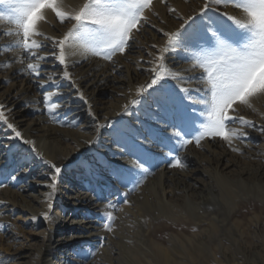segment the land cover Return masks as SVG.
I'll return each mask as SVG.
<instances>
[{
  "label": "bare ground",
  "instance_id": "6f19581e",
  "mask_svg": "<svg viewBox=\"0 0 264 264\" xmlns=\"http://www.w3.org/2000/svg\"><path fill=\"white\" fill-rule=\"evenodd\" d=\"M69 2L77 3L79 0H69ZM193 4L195 5L194 0L187 2L166 0L165 5L158 0L154 2L157 15H151L150 19L158 28L164 29L168 26L169 30H174L178 27V22H175V17L168 12V7L176 8L181 15H190V6ZM1 9L5 10L3 6H0ZM226 11L234 10L229 8ZM0 30L7 32L14 31V28L0 21ZM42 31L55 37L57 34H62L64 29L59 26L57 20L49 18L48 25L44 24ZM150 31L151 34L142 33L141 36H135L137 43L134 42V46L132 45L127 51L125 55H129L127 59L131 55L140 56L144 60V65L151 59L143 54L155 50L144 46L152 42L151 40L157 45L162 44L163 40L160 32L155 29ZM14 40V37L8 36L0 38V67L7 61H13L11 67L0 70V103L12 109L11 117L18 130L25 138L36 143L38 150L48 161L55 163L62 158L73 156L65 145L68 139L80 149L81 153L89 147L91 151L92 143L106 148L107 151L98 156L104 166H107L105 162L111 160L113 152L118 151L113 143L115 139L113 129L124 131L131 127H140V121L151 123L147 115L151 111L149 104L138 107L129 105L131 114L123 113V106L128 104L130 99L135 98V89L138 86L149 82L150 74H145L146 71L140 73L138 71L140 66L135 67L121 56L118 57L120 67L106 64L107 62L100 58L79 60L71 66L76 74L78 87L88 99L92 112L99 116L98 123L111 124V127L102 128L99 134L93 126L88 127L83 110L89 107L80 100L73 109L70 117L72 120L64 119L61 109L58 119L74 125L84 120L81 127L76 126L75 131L55 128L52 122L42 115L44 109L40 93L35 89L36 83L30 76L17 74L24 65L14 62L15 52L5 54L2 51L5 46L14 44ZM184 55L182 51L169 54L167 58L169 68L181 70L188 67L183 62ZM46 67L50 68L51 65L47 64ZM55 74L48 72L44 75ZM167 83L171 84L172 81ZM96 106L100 108L95 109ZM255 106L260 112H264V100L257 101ZM240 114L254 121L257 127L264 125V120L249 109L241 108ZM83 130H87L88 135L84 134ZM245 131L248 133V142H235V146L240 148L239 155L226 150L224 141L219 138L211 141L207 139L201 149L194 145L189 147L187 155L183 158H188L190 167L183 170L170 167L163 153L153 148L152 151L158 156L152 168L155 176L149 177L152 179L141 189V195L131 201L133 207L124 208L120 214L122 216L125 212V215L131 216V220L124 218L119 220L122 225L128 224L129 221L133 223L135 220L134 223L137 222L136 224L140 226L139 228L135 226L137 231L134 235L128 233L125 240H116L120 251L117 255L111 253L109 249L110 240L106 246L97 245L100 242L95 240L103 239L104 233L98 232L94 226H97L95 221L89 220L95 214L97 204H92L89 199L80 200L81 194L70 189V179L63 181L65 183L62 185L67 187H61L60 192L59 184L62 179L59 177L58 191L53 200L48 201L47 194L50 191L47 187L50 183L48 179L42 176L39 179L40 177L37 178L35 173L30 175L36 178L35 180L33 178L32 182L29 181V184L26 182L22 191L11 190L7 191V194L15 208H21V212L32 216L33 220L30 221L44 223L47 231L37 243L20 245L14 250L18 246L16 242L21 237L16 238L11 245L14 250L11 264H85L86 256L94 249L102 250L110 264H196L199 259H211L213 264H250V261L257 258L263 261L262 252L252 251L255 239L262 240L260 236L264 235V223L261 222L262 209L256 207L250 200L264 204V134L254 129H245ZM93 134L96 136H92ZM86 141L91 143H85ZM5 147L0 148V184L3 175H9L11 168H24L29 173H33L38 169L39 164L42 165L41 160L26 151L27 146H24V152L15 154H10ZM9 166L11 168L8 170ZM84 167L88 173H92V165L88 164ZM74 186H77V183H74ZM62 191L66 192L62 193ZM244 202L251 206L248 209L256 212L252 216L248 212V223L256 226L250 237L241 228L242 222L246 220ZM45 212L49 213L50 220L44 219ZM162 220L179 222L182 227L189 226L192 222L194 225L192 227L197 232L188 237L173 233L167 243L159 242L156 234L158 222ZM19 221L24 226H28L27 221H22L21 217ZM258 229L263 230L260 232ZM22 234V232L18 233V235ZM1 240L0 237V242ZM122 254L125 257L124 261L121 259ZM241 259L244 260L243 263L240 262Z\"/></svg>",
  "mask_w": 264,
  "mask_h": 264
},
{
  "label": "snow or ice",
  "instance_id": "6c2138e0",
  "mask_svg": "<svg viewBox=\"0 0 264 264\" xmlns=\"http://www.w3.org/2000/svg\"><path fill=\"white\" fill-rule=\"evenodd\" d=\"M159 3L166 5V0ZM0 6L5 9L0 11V21L6 20L14 28V31L0 30V38H15L14 44L2 49L3 53L15 52L14 62L24 65L17 74L30 76L42 90L43 109L51 121L68 127L73 124L58 119L64 103L56 99L63 94L57 81H66L75 89V95L88 105V114L95 121L91 105L70 67L79 60L112 61L118 54L124 55L135 35L151 23L150 16L157 15L154 0H79L77 3L0 0ZM229 8L234 11H226ZM167 10L175 14L178 27L157 29L163 43L152 44L155 51L147 53L151 57L146 61L150 66L145 69L150 74L149 82L138 86L135 98L123 106V113L131 114L129 105L149 104L151 111L147 115L151 123L140 121L138 128L113 129V143L118 151L105 162L108 175L124 189L120 195L125 204L130 203V194L140 191L148 178L155 175L152 168L158 156L153 148L163 153L170 167L184 169L187 164L180 152L190 144L202 148L205 139L219 138L239 153L235 142L246 143L245 129L264 134V125L257 127L254 121L240 114L241 108H246L264 120V112L255 106L257 101L264 100V0H202L198 11L190 15H181L173 7ZM49 18L57 20L64 29L60 36H49L42 31ZM41 40L48 41L52 51ZM181 51L188 67L169 68V54ZM12 63L5 62L0 70L11 67ZM46 64L51 67H45ZM48 72L59 75H44ZM11 112L12 109L0 103V130L6 131L8 151L24 152L27 146L28 153L49 165L53 172L47 185L50 189L47 198L51 201L58 191L57 181L63 169L44 160L36 143L18 130ZM93 127L99 134L111 124L94 123ZM3 146L4 142L0 141V147ZM121 160L127 166L119 163ZM23 171L24 168L13 169L9 179L15 182ZM116 209L111 198L105 201L103 228L108 232L113 231L115 216L111 210ZM43 217L51 219L48 212Z\"/></svg>",
  "mask_w": 264,
  "mask_h": 264
},
{
  "label": "rangeland",
  "instance_id": "374dc122",
  "mask_svg": "<svg viewBox=\"0 0 264 264\" xmlns=\"http://www.w3.org/2000/svg\"><path fill=\"white\" fill-rule=\"evenodd\" d=\"M156 1H158V0H154V2H156ZM194 2H195V5L193 4L190 6L191 7L190 14H193L194 11H198L199 7L202 5V0H194ZM0 11H4V10L1 9ZM170 14L173 17H175V14H173V13H170ZM146 15H147V12H146ZM150 20H151V23L144 25L143 28L141 29V31L139 33H137L136 35L141 36L142 33H144L145 35H148L149 33L151 34L150 30H154V29L157 30L158 29V26L154 23V21H152V19H150ZM176 21L177 20L175 17V22ZM3 22L7 23L6 20ZM47 25H48V23H47ZM153 25L155 27H153ZM164 29L169 30V27L165 26ZM43 32H45L47 35L51 36L46 31H43ZM60 35L61 34H57V36H55V37H58ZM160 35H161V33H160ZM135 40L136 39H134L133 41H130V47L128 48L127 51H129V49L132 47V45L134 46V42H136ZM151 41L152 42L148 43L144 47L150 48L152 44H155L154 40H151ZM41 42L45 43V44H49V42L45 41V40H41ZM49 51H52L50 44H49ZM127 51H126V53H128ZM126 53L124 55L118 54L117 56L113 57L112 61H106L107 62L106 64H112L115 67H117V66H119L118 57L123 56L125 58L126 62H131L135 67L140 66L138 68V71L140 73H144L146 68H144L143 66L147 67L149 65L147 63H146V65H144V60L142 59V57H140V56L136 57V56L130 54L131 55L130 58L127 59V57L129 55L125 56ZM147 53H148V51L144 52L143 55H147ZM46 65H45V67H46ZM69 70L73 73V76L76 77V74L74 73V70L72 69V67H70ZM146 73H148V72L146 71L145 74ZM55 75H59V73H56ZM57 82L60 83L62 93H63L62 95H60L56 98V99H58L64 103V107L61 109V114H63L64 119L70 120L71 119L70 117L73 114V109L78 105L77 103H78V101L80 102V100L75 95V89L70 88L68 86V82L59 81V80ZM35 86H36L35 89L40 93L42 90H40L37 87V85H35ZM40 97H41V103H42V96L40 95ZM99 108H100V106L95 107V109H99ZM242 109H246V108H242ZM83 112H85V117H86V122L88 123V127L93 126L94 123H98L99 116L95 115L96 120L93 121L92 117H90L88 114L89 108H85L83 110ZM43 113L44 114H42V115L51 121L50 117L47 116L48 115L47 112L43 110ZM83 123H84V120H81L78 124H75V125L73 124L72 127H68V126H61L60 124L52 122V126H54L55 128H58L60 130L75 131L77 129V127L80 128ZM0 132H2L0 134V140L1 139L4 140V138L6 136V131L1 130ZM83 133L84 134L86 133V135H88L87 130H83ZM94 135L95 134H93L92 136H94ZM66 140H65L66 141L65 145L68 146V148L72 152L73 156L62 158V159H60L54 163L57 166L62 167V169H63L62 173L59 176L60 179H62L61 183L59 184L60 192H61V187H67L65 185H62L63 183H65L63 181L70 179L69 181H70V187L71 188L70 187L69 188L74 189L75 190L74 192H78L81 194L80 197L81 196L82 197L80 198V200H83V198L87 199V200L89 199V201L92 204H97L96 209L94 211L95 214L93 215L92 218H89V220L95 221V223L97 224V226L94 225L96 230L100 233H104V237L101 240H95V241L100 242L97 245L106 246V244H109V240H110L111 244L109 246V249L111 250V253L117 255L120 251H119V247H117L116 240H125L128 236V233L130 235H134L135 231H137L136 228L137 227L139 228V226H140L139 224H136L137 222L134 223L135 220L133 223L129 221L130 224L128 223L126 225H124V224L122 225L121 222H119V220H121L122 218L131 220L130 219L131 216L125 215V212L122 216H120V214L123 212L124 208L133 207V203L131 201L135 200L134 197L141 195V190L129 195V197H128V200L130 201L129 204L123 203L124 198H123V196L120 195V193L123 192L124 189L122 187H120L116 181L111 179V177L109 175H107L108 174L107 166H104L102 159L98 156V154L105 153L107 151V149L101 145H98L96 143H92V145H91L92 150L91 151L89 150V148H90L89 147L86 151L81 153L80 149L77 148L75 146V144L72 143L71 140H68V139H66ZM205 140H207V139H205ZM205 140L202 141V144L205 142ZM211 140L212 139H210V141ZM2 142H4V146L2 147V148H4L8 142H6L5 140ZM246 142H248V139L246 140ZM11 143H15V141H12ZM190 145H188L185 150L180 152V155L182 158L184 155H187L189 147H192L194 144H190ZM224 146H225L226 150L233 152L231 150V148H229L225 142H224ZM194 147H196V146L194 145ZM6 148H7V146L5 147V149ZM198 149H201V148H198ZM234 153L239 155V153H237V152H234ZM107 156L109 157V155H107ZM44 160H47V159L44 157ZM183 160L187 164L186 168H189L190 162H189L188 158H183ZM41 164H42L41 166H40V164L38 165L39 166L38 169L36 171H34L33 173H29L27 169H24V171L21 172V174L17 177V180L15 182H13L9 179L8 174L3 175L2 184H7V187H0V237L2 238V240L0 242V264H11L13 259H14V250L18 249L20 247V245L21 246H28V245L37 243L40 240L41 236H43V233H45L47 231V228L44 225V223H35V221H30V220H33L32 216H29V214H27V213L24 214L23 212H21V208H17V207L15 208V205L12 202H10L9 196L7 194V191H11V190L15 191V192L16 191H22L24 184L26 182H28L26 184H29L30 182L35 180L36 177L35 178L33 177L34 178V180H33V178L30 176V175H33L34 173H35L34 174L35 176L37 174V178L40 177L39 179H41V176H42V178L46 177L48 179V181L50 182V177L52 175L53 170L49 167L48 164L44 163L43 161ZM88 164L92 165V167H93L92 173H88L87 169L84 167ZM121 164H125V166H127L125 161L123 163L121 162ZM10 168H11V166L8 167V170ZM174 169L183 170V169H179V168H174ZM12 170L13 169L11 168L9 170V172H11ZM154 176H152V177H154ZM59 177H58V181L60 180ZM152 177L148 178L146 183L149 180H151ZM73 183H77L78 187L77 186L73 187ZM146 183H145V185H146ZM26 184H25V186H26ZM75 188H77V189H75ZM65 192L66 191H62V193H65ZM109 198H111L113 200V202L117 205L116 210H111V211H113V214L115 216V220L113 221V231L112 232H108L103 228V215L102 214L105 212V201ZM250 202H252V204H254L259 209H262V221L261 222L264 223V204L261 203L260 201L254 202V201L250 200ZM244 203H246V208H245L246 210L244 211L245 212L244 216H246V220H244V222H242L241 228H243L246 231V233L248 234V237H250V234L254 232V230L256 229V226L254 224L248 223V212H249L250 216H252L255 211L252 209H248L251 206L247 202H244ZM20 217H21L22 221H25V220L27 221L28 226H26V225L24 226L23 223H20V221H19ZM129 225H132L134 228L132 226H129ZM135 226H137V227L135 228ZM182 226L183 225L181 223L171 221V220L159 221L158 227H157L156 238L159 239V242L167 243L169 237L173 233L182 234L181 236L188 237L191 234L197 232L196 230L193 231L194 228L192 226H194V225L192 222H190L189 226H184V227H182ZM258 230H260V232H262L263 229H258ZM19 232H22L23 234L18 235ZM18 237H21L19 239V241L16 242V244L18 246L13 250L11 247V245L13 244L12 242H14V240ZM261 237H262V240L257 239V238L255 239V246L252 248V251H254L255 253L256 252H262L263 253V258H262L263 261H261V259L257 258L255 260L250 261L251 262L250 264H264V235L262 234L260 236V238ZM124 243H127V242H124ZM174 253H176V252H174ZM124 258L125 257L122 254V257H121L122 261H124ZM85 259H86L85 264H110L105 259L104 253L100 249H94L90 254H88L86 256ZM240 262L243 263L244 260L241 259ZM213 263L214 262L211 259H209V260L199 259L196 261V264H213Z\"/></svg>",
  "mask_w": 264,
  "mask_h": 264
}]
</instances>
